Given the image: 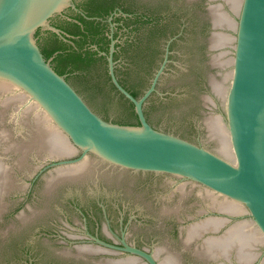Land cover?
Segmentation results:
<instances>
[{"label":"water","instance_id":"1","mask_svg":"<svg viewBox=\"0 0 264 264\" xmlns=\"http://www.w3.org/2000/svg\"><path fill=\"white\" fill-rule=\"evenodd\" d=\"M82 1L0 0V264L264 248V0H114L154 17L117 64L137 98L112 34L109 77L97 59L67 81L41 53L39 28L72 43L51 23ZM126 99L139 124L116 123Z\"/></svg>","mask_w":264,"mask_h":264},{"label":"trees","instance_id":"2","mask_svg":"<svg viewBox=\"0 0 264 264\" xmlns=\"http://www.w3.org/2000/svg\"><path fill=\"white\" fill-rule=\"evenodd\" d=\"M82 13L76 14L72 20L63 21V23H52L54 26L64 30L70 35L69 40L72 43L65 42L58 38L53 32H49L48 36H40L39 31H36L37 43L45 59L51 57L50 64L53 69L60 75H64L68 81L70 77L81 75L84 69H87L92 62L97 59L104 60L107 72V62L105 55H100L98 51H103L107 54L109 41L106 32L108 29L107 17L111 14L115 7L120 8L118 17H113L114 21L123 19L127 25H133L136 22L134 17V9L123 6L114 0H83L81 3H76ZM127 13L129 16L121 14ZM132 16V17H130ZM76 20L77 22L73 21ZM135 27L132 28V31ZM117 33L114 32L113 38H116ZM95 45L97 49H93ZM135 40L130 41L125 39L124 44L115 42V50L113 60L115 61V74L118 77V66L121 63L122 54L129 48H133ZM123 65V63H122ZM119 83L128 90L134 97H139L140 94L128 89L121 78L118 77ZM112 85V83H111ZM113 86V85H112ZM114 87V86H113ZM123 96V95H121ZM127 100V99H126ZM132 108V114L135 118L134 122L118 121L119 124H139L137 116L134 112L133 104L127 100Z\"/></svg>","mask_w":264,"mask_h":264},{"label":"flooded vegetation","instance_id":"3","mask_svg":"<svg viewBox=\"0 0 264 264\" xmlns=\"http://www.w3.org/2000/svg\"><path fill=\"white\" fill-rule=\"evenodd\" d=\"M76 5V4H75ZM76 7H77V5H76ZM77 10L78 11H75L74 13H71V14H64V16L63 17H65V16H67V17H69V18H71V20H72V18L76 15V14H78V13H82V11H81V9L79 8V7H77ZM120 8L119 7H115L113 10H112V12H111V14L109 15V16H111V23L112 24H115L113 27H112V29H111V27H110V23L109 22H107V19H106V22L108 23V29H107V32H106V34H107V36L109 35V34H112V38H113V34H114V32H116L117 33V35H116V38L114 39L115 40V42H119L121 45H123L124 44V42H123V40H125V39H127V40H129L130 41V39H129V32H130V34H131V37H132V34H133V36H134V40H135V45L134 46H138L137 44V40H136V36H135V34H136V32L141 28V26H143L144 24H152L153 22H154V17L153 16H150V15H148V14H145V13H138V12H136V11H134V17H132V16H130V17H132V18H135L136 19V22L134 23V26L133 25H127L125 22H124V20L123 19H119L118 21H114V19H113V17H118L117 15H119L120 14ZM83 14V13H82ZM108 16V17H109ZM107 17V18H108ZM125 17V16H124ZM64 21H69V20H67L66 18L65 19H63ZM73 21H74V19H73ZM52 24V23H51ZM56 24V23H55ZM133 27H135V29L132 31V28ZM37 31H39V34H40V36H44L43 34L45 33V31H41V29L39 28ZM64 31V30H63ZM124 36H127V37H125V38H123ZM109 38V37H108ZM132 39V38H131ZM109 43H110V41H109ZM114 45H115V43H114ZM114 50H115V47H114ZM108 53V52H107ZM114 53V52H113ZM105 59H106V56H105ZM158 68V67H157ZM106 229V231H107V227L105 228ZM94 236H96V237H98V238H100V239H102V240H104V241H106L107 240V238H104V237H102L101 236V234L99 233V232H95V234H94ZM106 239V240H105ZM107 242V241H106ZM108 242L109 243H112V244H115L116 242H114L113 240H108ZM117 245V244H116ZM101 249H103V248H101ZM103 250H106V249H103Z\"/></svg>","mask_w":264,"mask_h":264}]
</instances>
